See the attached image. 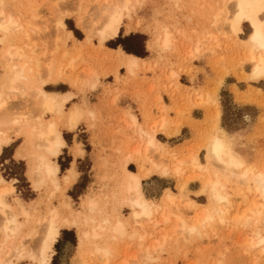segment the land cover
<instances>
[{
	"label": "bare ground",
	"instance_id": "1",
	"mask_svg": "<svg viewBox=\"0 0 264 264\" xmlns=\"http://www.w3.org/2000/svg\"><path fill=\"white\" fill-rule=\"evenodd\" d=\"M18 1L0 0V66L4 70L0 78V156L3 150L12 145L13 136L23 137L30 151L34 185L51 187L54 192L67 191L75 184L76 176L73 170H68L59 179L57 160L67 148L62 129L73 134L81 122L89 121L93 115L86 112L82 105L73 103L72 94L46 91L47 82H43L40 76V62L29 61L22 46L21 36L27 38L29 24L19 16V9L17 11L13 7ZM57 1L65 3L68 0ZM143 1L99 0L93 19L90 18L88 24H79L87 31L86 42L89 43L92 37L96 38L100 45V58L124 70L127 79L158 69L160 83L156 86L167 90L163 82H168L173 93H178L179 74L164 75L155 61L154 64H147L120 49L112 51L105 47V44L117 40L121 31L127 36L136 29L125 23ZM194 1L190 0L196 8L198 3ZM200 1L206 6L207 12L213 15L205 31L196 34L193 40L187 36V58L199 59L203 45L220 47L221 35L218 34L220 31L227 32L235 40L240 63L248 64L251 68L250 75L243 80L253 84L264 80V0ZM72 18L71 13L64 12L58 16L56 28L67 39L81 44L66 28L65 20ZM244 25L248 27L249 35L245 41L238 42V38L243 35ZM178 36L183 34L169 27H158L148 50L152 53L172 51L178 45H183L178 42ZM68 68L73 71L74 66L70 64ZM52 69L51 65L47 67L48 74L52 73ZM56 74L60 76L62 72ZM81 74L88 79L95 77V72L90 68ZM114 76L118 78L117 70ZM76 82L77 79H74L73 86ZM83 84L91 91L97 87L96 83H90L89 80ZM156 86L150 91H155ZM199 92L194 91L186 99L197 108L208 106L211 102L208 93ZM25 95L32 98L29 111L26 114L11 112L12 101ZM234 96L237 104H249L246 99H250V96L246 98L238 93H234ZM154 104L161 114L156 119L146 112L142 115L141 123L132 114L122 119L127 135L116 154L123 160L124 168L129 162L135 164L137 174L124 171L102 196L83 197L78 212H74L68 204L62 206V210L49 208L43 217L38 216L31 206L18 200L14 181L7 182L0 176V264H51L55 245L63 231L77 234V249L86 257L83 264H96L97 261L109 264L110 259L119 258L122 260L120 264H137L135 257L127 260L116 253L115 247L125 241L136 242L146 260L155 262L153 255L163 250L178 232H181V236L183 233L188 236L198 233L197 227L189 228L172 212L185 203L188 184L192 182L200 186L197 196L206 200L205 205L186 202L193 210L201 209L198 213L200 227L211 226L215 222L227 223L232 214L239 224L250 225L253 220L264 223V162H257L251 156L243 140L245 135L242 132L229 134L223 130L217 112L210 126H206L203 141L196 148H199L197 154L184 156L181 152L168 151L158 142L156 135L169 138L177 134V129L171 134L168 132L170 124L165 116L166 108L161 99ZM69 105L70 109L65 112ZM44 116L51 118L45 122ZM206 118L208 120V114ZM200 151L204 153L203 163L197 157ZM81 154V150L76 148L74 158ZM151 176L161 179L174 177L178 182L177 194L166 190L157 203L147 199L141 180ZM237 202L247 206L242 215H238L240 205H235ZM123 208L129 212L128 219L118 213ZM106 210H109L108 214ZM255 237L257 241L251 247L263 246L264 229L258 230Z\"/></svg>",
	"mask_w": 264,
	"mask_h": 264
},
{
	"label": "rangeland",
	"instance_id": "2",
	"mask_svg": "<svg viewBox=\"0 0 264 264\" xmlns=\"http://www.w3.org/2000/svg\"><path fill=\"white\" fill-rule=\"evenodd\" d=\"M212 0H207V2ZM99 0H68L65 3L57 0H19L13 7L18 11L19 16L29 24L27 38L22 37V46L29 61L40 62L41 79L47 82V92L58 93L62 95L72 94L73 103L80 104L87 112L92 113L93 118L89 121H83L77 127L73 134L62 129V135L66 143L76 137L80 145L84 146L88 157L77 163H74L71 169L75 173L76 182L74 187L67 191L54 192L51 187H36L31 175L30 151L24 144L23 137L13 136V143L3 150L0 156V176L7 182L14 181L16 197L22 203L31 206L38 216L43 217L49 208H59L70 205L74 212L80 211L81 199L85 196L100 197L112 186L113 180L119 177L124 171L123 160L119 158L116 151L123 145L126 132L122 130V123L117 118L115 105L118 99L126 96H134V100L141 103L143 109H152V106L165 93L169 102L178 101L179 107L185 108L182 116L193 109L201 110L198 119H203L198 125H191L187 121L172 123L168 130L169 133L174 128H180L181 125L188 129L181 139L192 134L187 149L181 152L184 156L187 154H197V145L203 141L206 134V126L213 122L214 115L219 112V125L227 133L242 132L245 135V143L251 156L258 162H264V80H261V91H250L244 96L249 104H237L235 96L228 90L222 89L220 92L213 90V95H209L211 102L208 106L201 105L197 108L185 97H177L169 87L168 82L163 85L168 88L159 93H144L143 82L145 76H159L158 69L153 72L147 71L138 74L133 79H127L124 70L117 68L115 64L109 63L100 58L99 42L96 38H91L87 43V31L83 30L79 22L89 23L93 19ZM198 7H193L190 0H144L142 5L135 10L132 18L125 24H131L136 29L129 35L121 31L119 38L114 42L105 44L109 50L122 48L117 47L118 42L126 44L129 38H134L130 44L140 55L149 47V43L158 27H169L173 31H179L183 36H178V45L174 50L168 52H155L148 54L150 59L154 60L158 67L163 70L164 75L175 73L179 75H193L192 63L199 59H204L210 63L214 71L223 63L227 69H223L224 76L243 74V67L248 64L240 63L235 40L227 32L220 31V47L213 44H206L200 48L201 55L197 60H189L186 56L188 48L187 36L191 39L196 38V34L205 31L209 27V18L213 15L207 12L206 6L202 5L200 0H195ZM204 7V8H203ZM193 9V10H192ZM69 12L72 14V20H65L66 28L72 33L74 39L81 44H76L67 39L60 30L56 28L58 16ZM249 35L247 26H243V35L238 38V42H243ZM193 36V37H192ZM20 37V38H21ZM62 38V39H61ZM138 38V39H137ZM61 40V42H58ZM137 46V47H136ZM74 66L70 71L68 66ZM53 66L52 73L48 74L47 67ZM91 69L95 72V77L88 79L82 76V71ZM118 73L115 78L114 73ZM58 71L62 75L56 74ZM4 75V70L0 66V78ZM235 76V75H234ZM74 79H77L73 86ZM239 79V78H238ZM240 79H242L240 77ZM96 83L97 87L91 91L83 82L88 81ZM246 83L250 81L244 80ZM170 94V95H169ZM32 98L25 95L13 100L10 104L11 112L15 114H26L31 108ZM175 103V102H174ZM247 105V106H246ZM71 105L65 108L69 110ZM156 109V108H155ZM151 113V112H149ZM157 113H159L157 111ZM208 114V120L205 117ZM143 113L140 112L141 121ZM51 117L44 116L43 120L48 122ZM139 118V119H140ZM171 124V123H170ZM91 141L92 147H88L87 141ZM248 140V141H247ZM107 142V146L104 142ZM159 142L162 139L159 138ZM80 148V147H79ZM95 149L94 162L89 157ZM201 163L204 162V153L200 151L198 156ZM90 158V159H89ZM154 159V157H152ZM64 160V162H61ZM68 159L63 156L57 160L61 168L59 179L61 180L66 172L63 168L67 165ZM63 167V168H62ZM67 167V166H66ZM192 184L190 187L189 185ZM178 182L169 176L161 179L153 178L143 185L144 196L158 202L164 191L177 194ZM199 184L192 182L188 184L187 197L185 203L179 205L172 212L177 214L186 225L197 227L198 233H185L180 235L178 232L164 247L153 255L155 262L146 260V256L134 241H125L115 247L116 253L125 256L127 260L135 257L137 264H264V245L251 247L256 243V232L264 229V223H257L255 220L250 225L239 224L235 221L232 214L227 223H213L211 226L200 227L198 213L200 208L191 209L186 202L193 201L197 205H205L206 200L197 196ZM10 202L12 200H9ZM240 205V202L235 203ZM246 205H240V214H243ZM106 214L109 210L105 211ZM171 212V211H170ZM118 213L124 219H128V210L119 209ZM244 221V220H243ZM77 234L73 231L61 232V237L55 245V256L51 264H83L86 257L77 249ZM151 242V239H149ZM149 245V244H148ZM118 257V258H119ZM122 260L110 259L109 264H120ZM29 264V263H24ZM96 264H101L98 261Z\"/></svg>",
	"mask_w": 264,
	"mask_h": 264
},
{
	"label": "crops",
	"instance_id": "3",
	"mask_svg": "<svg viewBox=\"0 0 264 264\" xmlns=\"http://www.w3.org/2000/svg\"><path fill=\"white\" fill-rule=\"evenodd\" d=\"M110 50V49H109ZM118 50V49H117ZM114 51V50H112ZM144 55H141L139 58L142 62H145L147 64L152 63L154 64V60L150 59L151 57H148L147 55L150 54L151 52L148 50V47H146V51L143 53ZM152 56V55H151ZM137 58V57H136ZM193 67V75L188 76V75H180L178 78V86L180 87V91L175 92V95L177 97H186V96H191L194 91H199L208 93V95H213V90H217V92H220L222 89H226L229 91V93H238L239 95L244 96L250 91H261L263 90L260 86L262 85L263 82H259L258 84H253V83H246L243 79V76H240L239 74H234L230 73L232 75L224 76L223 69H227L226 64H222L217 68V71H214V68L211 67L210 63L208 62V59L204 61V59H199L197 61H194L192 63ZM251 68L248 65H245L243 67V74L245 77H248L250 75ZM235 75V76H234ZM160 76H145V80L142 84L143 91L144 93H159L162 90L161 88L157 87L156 85H159ZM240 77L242 78L240 80ZM239 78V79H238ZM156 86L155 91H150L152 87ZM263 93V91H261ZM162 97V104L166 108V118L167 121L169 122L170 126L172 123H180L187 121L191 125H198L202 122L203 119H198L196 115H200L202 112L201 110L193 109L189 111L187 114L184 116L181 115V113L185 112V108L179 107L180 103L178 101H173L169 102V100L164 97H166L165 93L160 94ZM175 102V103H174ZM247 106V105H246ZM116 110H112L113 113L117 114V118L119 121L122 123V119L125 117L127 114H132L138 121V123H141V118H140V112L144 113H149L152 117L155 119L158 118L161 114L157 113V110L155 107L152 106L151 110H148V108L143 109V106L141 107V103L138 100H134V96H126L118 99L116 105H115ZM140 118V119H139ZM121 128L123 131L126 132L125 135H127V131L125 130L123 124L121 125ZM188 128L184 125H181L180 128L177 129V134L175 136L166 138L161 134L156 135V139L159 142V138L162 139V142H160L163 146L166 147L168 151H180L183 149H187L188 146H185L187 143H189L190 138L192 134H189L188 131V136H186L184 139H181L182 136L185 134L186 130ZM170 130H168L169 132ZM172 131H176L175 128ZM173 133V132H171ZM88 147H92V143L89 139L87 141ZM67 144V148L63 151V154L61 157L65 156L68 159L67 167L65 166L63 170L67 172L68 170H72L71 167L73 166L74 163H77L78 161L83 160L84 158L88 157L89 154L84 151V146L80 145L77 141L76 137L71 138ZM104 145L107 146V142H104ZM80 147V148H79ZM79 148L81 150V155L77 158H74V153L75 149ZM93 149V153L89 156L92 157L91 160H94V154L96 153L95 149ZM90 159V158H89ZM200 160V158L198 157ZM61 162H64V160H61ZM94 162V161H93ZM201 162V161H200ZM59 165V164H58ZM59 172L61 173V168L59 166ZM125 172L127 174H137V167L135 164L132 162H129L126 167H125ZM60 175V174H59ZM155 176H151L148 179L141 180V187L143 188V185L151 181ZM75 185V184H74ZM74 185L72 187H74ZM192 184L189 185V187ZM71 187V188H72ZM68 233V232H67ZM61 237V234L59 236V239Z\"/></svg>",
	"mask_w": 264,
	"mask_h": 264
},
{
	"label": "trees",
	"instance_id": "4",
	"mask_svg": "<svg viewBox=\"0 0 264 264\" xmlns=\"http://www.w3.org/2000/svg\"><path fill=\"white\" fill-rule=\"evenodd\" d=\"M133 39L134 38H129L126 41V42H129V43H126V44H123V43L118 42L117 47H120L121 46V48H122V50H123L124 53H126L128 55H132V56L137 57V58H140L141 55L138 52H136L135 49L133 48V46H134L133 44H136V43L138 44V42H135L132 45L130 44V42L134 41Z\"/></svg>",
	"mask_w": 264,
	"mask_h": 264
}]
</instances>
